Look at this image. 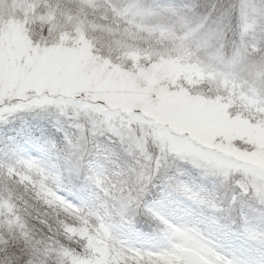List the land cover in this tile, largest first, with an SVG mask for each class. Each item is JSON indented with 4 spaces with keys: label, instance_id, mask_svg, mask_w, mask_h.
Returning a JSON list of instances; mask_svg holds the SVG:
<instances>
[{
    "label": "rangeland",
    "instance_id": "374dc122",
    "mask_svg": "<svg viewBox=\"0 0 264 264\" xmlns=\"http://www.w3.org/2000/svg\"><path fill=\"white\" fill-rule=\"evenodd\" d=\"M180 2L139 0L151 10L165 5L175 8ZM128 3L0 0V105L5 100L25 104L45 101L43 108L18 109L15 118L10 116L6 123H0V168L18 159L37 161L56 185L57 193L77 206L99 200L87 178L92 170L120 172V195L113 208L122 213L113 220L124 224V216L136 206L163 226L165 237H175L169 243L176 250L160 264H203L209 250L230 264H264V244L259 243L264 238V210L246 198L224 208L210 177L220 176L226 182L239 174L244 191H251L264 202V120L256 116L258 110L251 99L264 94V62L236 56L234 62L224 64L216 56L213 62L224 65L217 80L215 74L203 71L201 64L190 61L186 45L177 44L173 53L155 63L133 52L113 63L94 53L90 39L99 41L97 47L103 45L101 50L108 53L136 44L124 41L130 37L126 32L117 33L121 39H113L108 27L82 25L85 13L81 9L88 5V19L103 25L109 13L115 18L113 9H122ZM252 3L248 0L249 6ZM239 4V18L236 13L232 18L236 32L242 0ZM48 5H55L54 15L41 14V9L48 12ZM131 41L141 43L137 37ZM229 89L239 97L241 110L252 108L248 118L231 111L236 105L209 98ZM43 123H49V128L45 130ZM153 127L162 133L156 135L157 143H164L174 157L178 153L186 160L169 159L153 177L148 194L136 199L133 185L139 183V166L147 164L145 156L155 152L154 146L145 143V139H152ZM116 130H122V134L113 133ZM90 137L95 138L88 142ZM69 141L88 151L79 167L74 164L75 153ZM189 159L200 167L193 166ZM97 161L108 166L103 165L100 171ZM166 178L172 179L166 182ZM6 192L7 186L0 179V233L14 217L9 205L3 203ZM188 222L200 230L193 242H189L194 230ZM103 223L101 220L99 225L102 234L84 237L90 241L89 249L97 254L87 264H106L121 241L126 242L125 248L129 244L151 250L153 256L156 251H167L168 243L136 244L126 231ZM16 227L26 226L18 219ZM66 231L73 233L75 229L69 226ZM243 232L257 243H250ZM75 256L65 251L61 264L63 260L82 264Z\"/></svg>",
    "mask_w": 264,
    "mask_h": 264
},
{
    "label": "clouds",
    "instance_id": "9594fccd",
    "mask_svg": "<svg viewBox=\"0 0 264 264\" xmlns=\"http://www.w3.org/2000/svg\"><path fill=\"white\" fill-rule=\"evenodd\" d=\"M88 7L84 5L81 9L85 13L82 25L87 24L93 29L108 27L113 34L123 35L127 32L141 41L136 46L114 48L112 53H108L101 50L103 45L97 47L99 41L94 38L90 39L94 53L105 59H111L113 63L126 58L130 52L136 53L142 60L150 58L155 63L160 58L173 53L177 44L186 45L190 49V61L201 64L202 70L215 74L217 80L220 79V72L224 67L223 64L213 62V58L218 55L223 56L224 64L236 56L264 62V0H253L246 10V20H239V32H236L232 26L233 13H236L239 18V0H181L180 4L174 8L176 15L163 11L166 8H173L167 5L152 9V14L135 18L116 15L113 18V14L109 13L103 25L98 21L93 23L88 19ZM113 7L119 8L120 5ZM47 8L48 12L45 13L44 9H41V14L56 11L55 5H48ZM101 19L105 17L101 16ZM245 22L251 24L252 27L242 35V24ZM112 24L116 27H110ZM85 31L87 33V29ZM210 32L216 35L205 44L204 37ZM189 33L192 35H188ZM113 39H116L115 35ZM243 91L247 93V89ZM209 98H219L221 103L236 105L231 111L239 112L245 118L252 114L251 107L248 111L239 108V97L234 95L231 89L213 93ZM251 99L254 108L258 110L255 113L256 116L264 120V94L253 96ZM17 103L14 100L3 101L0 105V116L3 119L0 123H6L10 116L15 118L16 110L7 111V109H10L9 104ZM116 132L122 134V130H116ZM11 166L16 173L31 175L34 181L40 179L35 174L27 173L17 162ZM16 177L15 174L8 173V166L0 168V179L7 186L3 203L11 207L14 217H18L20 223L26 227L18 229L17 221L13 219L8 221L4 237L0 238V264H61L65 251H71L78 256H89L91 254L90 241L84 237L85 235L102 234V229L99 227L101 220L105 224L109 223V218L105 216L106 211L111 212L113 217L116 216L113 206L117 205L120 195L118 190L123 178L113 175L111 171L107 174L100 173L101 183L99 185L95 183V179L89 180L95 186L99 200L82 202L77 206L67 199L65 205L45 203L43 197L37 196V189L33 185L29 187L28 182H20ZM210 177L215 184L216 195L220 198V203L224 208L231 207L234 202L243 201L246 198L247 201H251L264 210V202L258 201L254 193L245 192L240 186L242 178L239 174L230 177L226 182L220 176ZM46 183L51 190L57 192L56 185L49 176ZM69 226L75 229L73 233L66 231ZM188 226L194 230L189 237V242H193L196 239V231L200 230L195 224L189 222ZM243 235L250 243H257L251 240L247 233L243 232ZM34 237L35 243H33ZM259 243L264 244V238ZM63 264H68V261L63 260Z\"/></svg>",
    "mask_w": 264,
    "mask_h": 264
},
{
    "label": "snow or ice",
    "instance_id": "6c2138e0",
    "mask_svg": "<svg viewBox=\"0 0 264 264\" xmlns=\"http://www.w3.org/2000/svg\"><path fill=\"white\" fill-rule=\"evenodd\" d=\"M248 0H242L241 8V20L245 21L246 16L244 14V9L248 8ZM254 10V9H253ZM164 12L170 13L172 15H176V10L174 8H166L163 9ZM113 12L116 16L119 17H132L135 18L137 15H144V14H152L151 9H145L143 5L139 3V0H129V3L122 9H113ZM55 13H50L49 15H54ZM250 27H252L249 23L242 24V35L243 32H246ZM51 32V29H49ZM188 35H192L189 33ZM215 33H209L206 37H204L203 42L206 44L208 40L214 38ZM217 59L224 61L223 56H217ZM235 57L232 58L229 63L234 62ZM46 99V98H45ZM45 101L44 100H33L29 103H17L12 106V108L7 109V111H15L18 109H31L34 107L43 108ZM63 114V110L61 111ZM3 117L0 116V120ZM153 137L151 140L145 139L146 144H151L155 148L154 153H150L145 156L147 164L140 165L139 171V183L134 184L133 187L135 189L134 196L136 199H140L143 196L148 194V188L151 184L153 177L156 173L160 170L161 167H164L168 164L169 159L176 158L178 160L184 161L186 160L183 155L175 154L174 155L170 152L169 148L164 143H157L156 135L159 134L162 136V133H159L155 127L152 129ZM116 135H119L118 132H115ZM123 139V138H122ZM70 146L73 147L75 153V166L79 167L83 164L85 158L88 155V151L86 147L82 145L75 144L73 145L71 141H69ZM189 161L193 166L200 167V164L197 161L189 159ZM18 164L22 165L23 168L26 170L27 173H32L37 175L40 179L39 181H34L31 178V175L28 174H20L16 173L15 169L12 166H8V173L15 174L20 182H28L33 185L35 189H37V196H41L44 198V202L48 204L59 203L61 205H65L67 203L66 199L59 195L56 191L51 190L46 181L48 179V173L41 167V165L34 160L28 159H18L16 161ZM113 175L121 176L120 172H113ZM227 177V173L224 174ZM89 180L95 179V183L99 185L101 183L100 179V172L92 170L91 175L87 177ZM172 178H166V182H170ZM178 188H182V185H177ZM187 191V190H185ZM203 201H201L202 203ZM9 212H11V207H9ZM19 218L14 217L13 221H17ZM11 223V222H10ZM125 241H121V246L119 248H114L113 253L114 255L110 260L106 262V264H160V261L164 260L166 256L176 250V246L174 244L169 243L167 251L159 252L156 251V255L153 256V251L151 250H141L137 248H133L131 245L127 244L128 246L125 248L123 245ZM212 257H215L213 259ZM203 264H230V262H224L221 260L220 257L216 256L214 252L209 250V258L203 261Z\"/></svg>",
    "mask_w": 264,
    "mask_h": 264
},
{
    "label": "trees",
    "instance_id": "16d2710c",
    "mask_svg": "<svg viewBox=\"0 0 264 264\" xmlns=\"http://www.w3.org/2000/svg\"><path fill=\"white\" fill-rule=\"evenodd\" d=\"M125 34L129 35L130 37H129V40L124 39V41H130V43H132V45H133V44H136V45H137V43L131 41V40L134 39V37H133L130 33H127V32H126ZM114 35L116 36V38H120V39H121V36L118 37L120 34L117 35V33H115ZM122 41H123V40H122ZM136 45H135V46H136ZM175 133H177V132H175ZM177 134H178V136H179V133H177ZM186 136H188V134H187ZM144 220H145V222L150 223L149 217H148V218H147V217H144ZM142 221H143V220H142ZM138 224H140L139 221L137 222V225H138ZM4 234H5V230H3V231L0 233V238H3V237H4ZM74 259H75V258H73V260H74ZM79 259H80L82 262H86V260H87V258H86L85 256H79ZM73 260H72V261H73ZM95 263H98V261H95Z\"/></svg>",
    "mask_w": 264,
    "mask_h": 264
}]
</instances>
